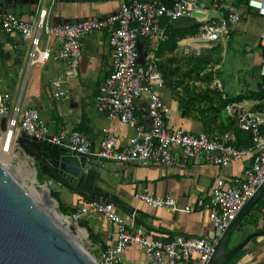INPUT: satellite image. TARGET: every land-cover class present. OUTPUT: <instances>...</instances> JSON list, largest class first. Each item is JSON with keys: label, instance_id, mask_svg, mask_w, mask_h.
<instances>
[{"label": "crops", "instance_id": "crops-1", "mask_svg": "<svg viewBox=\"0 0 264 264\" xmlns=\"http://www.w3.org/2000/svg\"><path fill=\"white\" fill-rule=\"evenodd\" d=\"M203 1L206 3L205 0ZM120 2L121 0H39L35 3L31 0H15L13 3H8L7 12L31 20L40 10L46 9L48 21L51 24H59L83 17H105L116 14ZM229 4L230 1L225 2V5ZM166 22L169 27L177 30L191 28L188 27L191 17ZM258 22H261V28L257 31L255 29ZM248 28H251L252 46L245 43L241 49H238L237 45L232 43L234 34L243 33ZM263 32L264 19L249 10L243 14V19L238 24L231 27L228 40L218 42L211 47L213 49L218 47L220 50L222 46L223 51L225 48L231 49L232 64L228 73L230 78L224 80V83L216 77L221 62L218 57L215 63H207L198 78L194 73L187 75L190 58H185L182 47L188 40L180 41V38L186 35L177 37L175 41L168 40L167 36L154 54L157 72L163 80V85L155 87V91L163 101L165 120L170 128L191 133L228 132L237 147L248 144L247 132L240 130L236 121L227 115L224 101L258 90L260 84L258 69L263 54L259 37ZM107 40L106 30L90 32L84 37L78 73L67 79L66 96L54 99L51 97L50 82L62 73L64 62L49 61L45 64L30 65L29 41L23 40L18 33L7 34L0 29L2 89L11 95L12 105L36 108L51 132H56L60 128L80 131L90 140L93 151L98 148L101 138L107 134L116 136L120 145H124L130 136L137 133L135 128L121 123L117 117L108 116L96 106L95 102L100 83L112 65L111 49ZM49 43L56 50L58 40L51 38ZM137 51V64L144 69L147 63V49L143 41L138 42ZM209 55L211 58L216 57L211 52ZM206 73L210 76L204 79ZM214 81L220 83V89L213 86ZM238 103L243 109L264 116V99H244ZM135 105L136 119L145 131L150 125L147 117V97L141 96L136 100ZM44 145L47 150L56 153L62 149L47 143ZM19 152L28 156L22 150ZM29 157L36 164V173L37 169L46 168L45 165L39 166V161L33 157ZM92 162L94 163L92 167L96 170L93 186L99 189V192L90 191L87 198L81 196L77 188L71 190L66 183L51 180L42 170L46 175L44 180L51 181V191L58 195L64 206L76 210L84 202L91 200V195L94 198L104 197L105 200L113 203L126 224L142 226L150 236L162 240H170L176 234L212 238V224L208 211L202 204L218 178L232 182L241 180L244 170L250 165L249 158L234 161L223 168L208 165L200 159L188 160L184 164L176 165L99 162L96 159H92ZM88 168L90 166L86 165V169ZM146 192L170 194L174 196L176 204L169 208H153L135 199V194ZM100 193L101 195H98ZM262 195L264 197V193ZM258 202L259 200L244 216L234 244L248 234L264 229V208H258L256 206ZM131 212L135 213L134 218H131ZM81 221L87 225L94 238V242L89 238L88 242L96 255L114 243L115 224L92 213L85 214L79 222ZM240 252L241 255L235 264H264V235L251 238ZM120 259L121 264H142L141 248L137 245L130 246L121 254Z\"/></svg>", "mask_w": 264, "mask_h": 264}, {"label": "built area", "instance_id": "built-area-1", "mask_svg": "<svg viewBox=\"0 0 264 264\" xmlns=\"http://www.w3.org/2000/svg\"><path fill=\"white\" fill-rule=\"evenodd\" d=\"M226 1L230 4L225 5ZM210 2L209 7L203 0H168V3L164 0H121L116 14L83 17L59 24L48 21L46 9L40 10L31 20L12 12H0V29L7 34L18 33L23 40L29 41L30 65L64 62L62 73L50 82L54 99L66 96L67 79L78 73L84 37L90 32L106 30L112 65L100 83L96 106L137 131L124 145H120L116 136L107 134L93 151L90 140L82 132L67 128L51 132L36 108L12 105L11 95L2 89L0 73V148L3 153L15 155L20 149L16 139L24 134L99 162L176 165L200 159L208 165L223 168L234 161L250 159L241 180L232 182L218 178L202 204L213 228L210 239L182 234H176L170 240L154 238L142 226L126 224L113 203L105 198L84 202L67 216L71 222L77 224L85 214L92 213L116 225L114 243L97 254L99 264H121V254L133 245L141 248L142 264H207L218 239L264 180V116L243 109L238 102L224 105L227 115L249 136L247 145L237 147L228 132L191 133L170 128L165 120L163 101L155 91V87L163 85L154 55L167 39L163 19L171 22L182 17L194 18L197 32L180 38V41L188 40L182 47L185 57H198L202 49L228 40L231 27L238 24L249 10L264 19V0H244L238 5L234 4L235 0ZM209 12L216 14L209 15ZM51 38L58 40L56 50L49 43ZM140 41L147 49L144 69L137 64V44ZM259 45L263 49L258 69L259 89L264 92V32L259 37ZM213 86L220 89L218 81H214ZM141 96L147 97L150 122L145 131L135 116V102ZM135 199L153 208H169L176 204L170 194L137 193ZM130 216L134 218L135 213L131 212Z\"/></svg>", "mask_w": 264, "mask_h": 264}, {"label": "water", "instance_id": "water-1", "mask_svg": "<svg viewBox=\"0 0 264 264\" xmlns=\"http://www.w3.org/2000/svg\"><path fill=\"white\" fill-rule=\"evenodd\" d=\"M14 1L0 0V12H7L8 3ZM31 1L39 2V0ZM196 16L200 17L201 14H196ZM194 25L195 20L191 18L188 27ZM16 141L19 150L39 161V166H46V170H42L47 173L51 180L63 179L77 188V192L84 198L88 197L90 191L99 192V189L93 186L96 176V170L92 167L94 163L85 155L68 153L64 149L53 154V151L44 147L43 142L31 139L24 134L19 135ZM86 165H89L90 168L86 169ZM263 193L264 180L218 239L207 264H225L251 238L264 235V229L256 230L226 250L231 234L234 231H240L244 216ZM90 197L94 198L92 195ZM0 264H99L96 258L77 242L66 229L51 220L33 202L26 191L1 164Z\"/></svg>", "mask_w": 264, "mask_h": 264}, {"label": "rangeland", "instance_id": "rangeland-1", "mask_svg": "<svg viewBox=\"0 0 264 264\" xmlns=\"http://www.w3.org/2000/svg\"><path fill=\"white\" fill-rule=\"evenodd\" d=\"M205 1H206L207 5L210 7V4H211L210 0H205ZM213 14H214V12H209V15H213ZM257 25L258 26L256 27L255 30L258 31L261 28V22H258ZM252 41L253 40H252V36H251V28H248L243 33H235L234 38L232 39V43L236 44L238 49H241V47L245 43H248L250 46H252ZM220 48H221L220 50L218 47H216L215 49H213V48L202 49V53L198 57L202 60H205V62H207V63H209V62L215 63L216 62L215 60L217 59V57L220 58V61H221L220 62V69H219L218 76L216 75V77L219 81L224 83V80H227L230 78V76H228V73L231 70V64H232L231 63L232 59H231V55H230L231 49L225 48L223 51L222 46H220ZM218 50H219V53H218ZM209 52H211V54L213 56H216V57L211 58V56L209 55ZM185 58H197V57H193L190 55V56H187ZM206 72H210V71L206 70ZM252 88L254 89L255 86L253 85ZM231 93H233V92H231ZM0 163L2 166H4L10 172V174L13 176L15 181L26 191V193L29 192L27 187L31 184V179H34L36 184L39 187L44 186L46 188L48 196L55 202L56 210L59 211L56 200L50 195L51 186H52L51 181L44 180V181L39 182L36 179V164L34 163L33 159L29 157V155L28 156L23 155L18 151L15 155H13L12 153H3L2 150L0 149ZM30 196L32 198L34 197V196H32V194H30ZM42 206L46 210H48L50 208L49 204L42 203ZM70 223L71 224L68 226V229L66 228L67 231L71 234V236H73L75 238V240L77 242H79L95 258H97L96 253L91 248V246L88 242V236H87L86 230L83 227L79 226L78 223L75 224L74 222H71V221H70ZM78 228L83 229L86 232V235L81 236L77 232ZM236 234H237V231H234L231 234V237L228 241L230 247H232V245L233 246L235 245L234 241H235Z\"/></svg>", "mask_w": 264, "mask_h": 264}, {"label": "trees", "instance_id": "trees-1", "mask_svg": "<svg viewBox=\"0 0 264 264\" xmlns=\"http://www.w3.org/2000/svg\"><path fill=\"white\" fill-rule=\"evenodd\" d=\"M164 1L168 3V0H164ZM243 1L244 0H235V4L238 5L239 3L243 2ZM166 21H167L166 19L162 20V25L165 28V32H166V34L168 36V40L170 39L172 41H175L177 37H181V36H184V35H187V34H194V33L197 32L198 26H194V27H191V28H186V29H183V30H177V29H173V28L169 27V25L166 24L167 23ZM188 64H190V68L188 69L187 75H189L191 73H194L195 77L198 78L200 72L203 71L206 68L207 62H205V60H202L199 57H197V58H190ZM209 76H210V74L206 73V74H204L203 78L207 79V78H209ZM200 78H202V77H200ZM244 99H264V92H263V90L258 88L257 91L251 92L248 95H237V96L231 98L230 100H226V101H224V104H226L227 102H231V101L239 102V101H242ZM51 146H55V145H51ZM55 147H58V146H55ZM53 154H56V152L53 151ZM45 178H46L45 173L41 169H37L36 179L39 182H41ZM55 180L60 181L61 183H66V185H68L69 189H71V190H77L75 187L71 186L70 184H68L67 182H65L61 178H56ZM50 195L56 200L59 212L61 214L68 216L72 212L75 211L74 209H72L70 207L64 206L61 203V201L59 200L58 195L55 192L50 191ZM98 195H101V193L98 194ZM102 198H104V197H102ZM256 206H258V208H264V197H263V195L260 197L259 202L256 204ZM78 224H79V226L84 227L86 229L87 236H88L89 240L94 242V238H93L90 230L88 229L87 225L84 222H82V221L78 222ZM229 248H231V247L229 246V243H228L227 247H226V250H228ZM240 255H241V252L239 251L234 256H232L225 264H235V262L239 259Z\"/></svg>", "mask_w": 264, "mask_h": 264}, {"label": "bare ground", "instance_id": "bare-ground-1", "mask_svg": "<svg viewBox=\"0 0 264 264\" xmlns=\"http://www.w3.org/2000/svg\"><path fill=\"white\" fill-rule=\"evenodd\" d=\"M1 149V148H0ZM1 164V163H0ZM29 192L27 193L28 196L33 200V202L54 222L58 225L62 226L64 229H68V226L71 224L70 220L67 216L62 215L58 210L55 208V202L48 196L46 188L39 187L34 179H31V184L27 187ZM34 196L33 198L30 196ZM44 204H49L50 208L46 210L43 206ZM66 224V225H65ZM65 225V226H64ZM66 229V230H67ZM77 232L81 236H85L86 232L83 229L78 228Z\"/></svg>", "mask_w": 264, "mask_h": 264}]
</instances>
